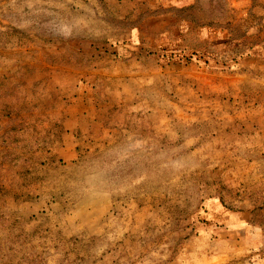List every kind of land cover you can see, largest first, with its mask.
<instances>
[{
    "label": "rangeland",
    "instance_id": "obj_1",
    "mask_svg": "<svg viewBox=\"0 0 264 264\" xmlns=\"http://www.w3.org/2000/svg\"><path fill=\"white\" fill-rule=\"evenodd\" d=\"M0 264H235L232 0H0Z\"/></svg>",
    "mask_w": 264,
    "mask_h": 264
}]
</instances>
